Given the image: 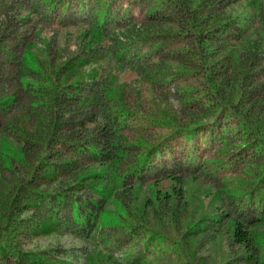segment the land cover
<instances>
[{"label":"rangeland","instance_id":"obj_1","mask_svg":"<svg viewBox=\"0 0 264 264\" xmlns=\"http://www.w3.org/2000/svg\"><path fill=\"white\" fill-rule=\"evenodd\" d=\"M263 167L264 0H0V264H264Z\"/></svg>","mask_w":264,"mask_h":264},{"label":"trees","instance_id":"obj_2","mask_svg":"<svg viewBox=\"0 0 264 264\" xmlns=\"http://www.w3.org/2000/svg\"><path fill=\"white\" fill-rule=\"evenodd\" d=\"M252 6L254 5H257V4H254L255 2H252ZM105 16V14H104ZM104 16H102L104 18ZM103 23V21H102ZM148 155L144 156L143 158H141L139 160V164H140V167H143L144 163L148 160V156H149V152L147 153ZM14 158V156H12ZM136 170H134L135 172ZM107 169L103 170V172L101 173H98V174H95L91 177H93L95 180H99V179H103V177H105V175H107ZM262 175H261V178L264 179V167L263 169L261 170L260 172ZM260 178V179H261ZM256 181V184L258 183L257 180H254ZM99 186V188H97V191L96 193L101 197L103 198L104 200H107L109 201L112 197V194H111V189L108 187V186H102L101 184H97ZM119 185V184H118ZM248 194L247 193H243V194H240V193H237V197H244V196H247ZM249 200H251V197L248 196ZM258 199V198H257ZM73 205H71V209L73 211V218L74 220L77 222V223H80V212L82 210V206L80 204H78L77 202H73L72 203ZM231 229H232V238H233V241L239 245H243L245 246V248L249 247V237L246 233V231L243 230L242 226L238 223H233L231 224ZM41 230V233H50L54 230V228L52 227H47V226H42L40 228ZM6 245H2V247L0 248V254L2 255L5 250H6ZM36 264H50V262L44 258H41L39 256H36L34 258V260Z\"/></svg>","mask_w":264,"mask_h":264}]
</instances>
